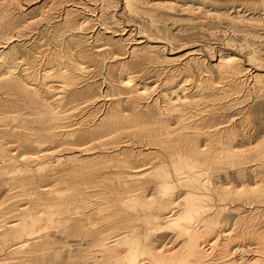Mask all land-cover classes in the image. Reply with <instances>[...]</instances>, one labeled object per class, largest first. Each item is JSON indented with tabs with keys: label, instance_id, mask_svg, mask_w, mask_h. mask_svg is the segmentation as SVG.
<instances>
[{
	"label": "bare ground",
	"instance_id": "6f19581e",
	"mask_svg": "<svg viewBox=\"0 0 264 264\" xmlns=\"http://www.w3.org/2000/svg\"><path fill=\"white\" fill-rule=\"evenodd\" d=\"M0 264H264V0H0Z\"/></svg>",
	"mask_w": 264,
	"mask_h": 264
},
{
	"label": "rangeland",
	"instance_id": "374dc122",
	"mask_svg": "<svg viewBox=\"0 0 264 264\" xmlns=\"http://www.w3.org/2000/svg\"><path fill=\"white\" fill-rule=\"evenodd\" d=\"M33 8H35V7H33V5H32V6L29 8V11H32ZM246 14H248V12H247ZM246 102H247L248 106H249L250 104H252L251 106H252V108H253V107L257 106V104H259L260 101H259L258 99L254 100V101L250 99V100H247ZM246 102H245V103H246ZM251 102H252V103H251ZM253 102H254V103H253ZM244 106H245V105H244ZM251 120H252L254 123H256V121H257V119L254 118V117H253ZM256 124H257V123H256Z\"/></svg>",
	"mask_w": 264,
	"mask_h": 264
}]
</instances>
